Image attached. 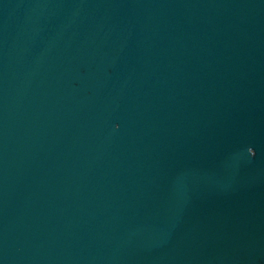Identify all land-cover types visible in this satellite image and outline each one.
I'll use <instances>...</instances> for the list:
<instances>
[{
  "label": "water",
  "instance_id": "water-1",
  "mask_svg": "<svg viewBox=\"0 0 264 264\" xmlns=\"http://www.w3.org/2000/svg\"><path fill=\"white\" fill-rule=\"evenodd\" d=\"M0 264H264V0H0Z\"/></svg>",
  "mask_w": 264,
  "mask_h": 264
}]
</instances>
